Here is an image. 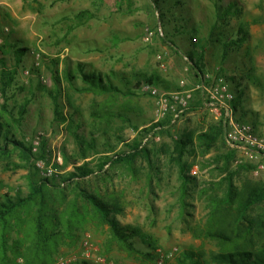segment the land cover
I'll return each instance as SVG.
<instances>
[{"label": "rangeland", "instance_id": "1", "mask_svg": "<svg viewBox=\"0 0 264 264\" xmlns=\"http://www.w3.org/2000/svg\"><path fill=\"white\" fill-rule=\"evenodd\" d=\"M2 59L14 75L0 113L17 139L43 132L34 153L45 142L46 157L1 141L0 200L29 195L33 178L52 183L11 219L6 242L0 226V264H180L187 253L219 264L233 246L210 233L223 229L264 248V200L248 195L264 193V157L229 144L224 115L197 89L203 74L224 79L239 120L264 132V0H0V86ZM78 63L120 90H84ZM149 78L163 96L193 91L180 120L143 90ZM158 126L140 151L110 160ZM81 165L93 172L63 181ZM108 217L143 236L123 246Z\"/></svg>", "mask_w": 264, "mask_h": 264}, {"label": "trees", "instance_id": "2", "mask_svg": "<svg viewBox=\"0 0 264 264\" xmlns=\"http://www.w3.org/2000/svg\"><path fill=\"white\" fill-rule=\"evenodd\" d=\"M229 10V9H228ZM17 54V62H20L22 55L27 50L25 47H19L16 49ZM192 60L194 59L193 55L190 54ZM195 64L197 67H199V64L197 61H195ZM2 80L3 84L0 86V90L3 94L6 92V88L9 86V84L13 80L14 73L7 74V70L5 71V61L2 59ZM78 67L81 71L83 79L88 83V87H86L84 90L93 91L95 93H107V92H114L119 91L120 88L117 87L112 83V81H106L104 77H102L100 74L93 72V73H86L84 70V66L82 63H78ZM3 78H6V81H4ZM146 82H152V78L146 79ZM153 83V82H152ZM236 95L234 99V106L236 108ZM61 105L56 102L55 111L56 113L60 114L63 119L68 118V116H64L62 112H60ZM4 112L8 111L7 106L4 105L3 108H1V111ZM10 113V112H9ZM11 114V113H10ZM24 114V109L21 111V116ZM12 115V114H11ZM69 117H72L69 115ZM146 131H148V128H145ZM80 140V138H79ZM1 141L4 144V147L7 148L9 144H12L13 147L17 150H20L25 154V157L29 160H31L33 157H41L45 158V145L46 143L43 142L40 150V154H36L32 151V144L31 142L24 141L22 139H17L16 136L12 133L11 128L9 127L6 119L4 118V115L0 113V143ZM83 145V144H82ZM91 147L95 148L96 143L93 141L90 143ZM143 148V141H140L132 145V148L129 149V151H123L120 153H117L116 155L110 157L111 161L113 160H123L126 156L130 155V152H136L140 151V149ZM107 162V161H106ZM105 162V164H107ZM104 164V165H105ZM91 171L88 169L87 166L81 165L76 166L75 171L69 173L67 176L63 177V181H73L76 178H82L90 174ZM47 183H52L50 178H41L39 180H34V178L30 181V188L31 192L27 196H12V195H5L3 199L0 200V226L3 232V238L5 237V242L7 241L6 235H7V228L9 226V223L12 218L17 214L19 209L26 206L29 201L33 200L37 196L44 195V188L47 185ZM248 195L252 197V200L250 202L254 203L256 201H263L264 200V193L261 192L259 188L257 190L254 187H251L250 190H248ZM237 199L239 203L244 202V196H238ZM93 199V198H92ZM94 203L102 210L103 214H107L109 209H107L101 202L97 201L96 199H93ZM245 208V207H244ZM243 209L240 211L242 212ZM243 220L244 217H242ZM238 220V218H237ZM108 222L111 227V231L113 236L125 247H131V243L129 242V238L133 236H143V233L139 231L136 228H132L130 226H124L120 224V222L115 217H108ZM40 233L42 235L43 228H41ZM251 234V232L249 233ZM210 236H213L217 238L220 242H222L224 245L231 244L233 247L229 251H223L220 254L216 256V261L219 264H264V248L258 247L255 250H251L247 248V245L240 244L241 239H245L243 234L239 235V229H237L235 232L231 233L228 231L219 230L215 232H211ZM149 237H145L144 243L148 246V251H146V255L149 257H153L154 253L152 250L154 249V242ZM83 264H88L87 262ZM180 264H204L202 260L193 253H187L184 259H182Z\"/></svg>", "mask_w": 264, "mask_h": 264}, {"label": "built area", "instance_id": "3", "mask_svg": "<svg viewBox=\"0 0 264 264\" xmlns=\"http://www.w3.org/2000/svg\"><path fill=\"white\" fill-rule=\"evenodd\" d=\"M142 88L145 92L154 97L161 96V101L167 105L170 101L171 106L169 108L172 111V122L175 123L183 117L189 107L190 101L194 97L192 90H184L174 92L172 94L161 95L160 89L149 82H144ZM197 89L205 93L206 104L214 111L224 115L225 125L227 127V139L231 146L236 148H243L245 150L255 151L264 157V132H257L250 123L239 120V116L236 114V108L234 106L235 94L230 88L229 84L224 79L213 77L210 73L203 74L201 81L197 86ZM160 127H155L154 131H151L144 137L143 144L148 142L156 130ZM43 132H39L32 139V150L36 152L40 146ZM62 162V158H59ZM108 166V164L106 165ZM53 169H49L48 175H51ZM86 247V256L90 257L89 241L84 242ZM177 249H173L172 252ZM172 254V253H171ZM61 264H65V261H61Z\"/></svg>", "mask_w": 264, "mask_h": 264}, {"label": "crops", "instance_id": "4", "mask_svg": "<svg viewBox=\"0 0 264 264\" xmlns=\"http://www.w3.org/2000/svg\"><path fill=\"white\" fill-rule=\"evenodd\" d=\"M241 149H243V148H241Z\"/></svg>", "mask_w": 264, "mask_h": 264}]
</instances>
